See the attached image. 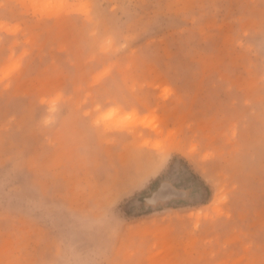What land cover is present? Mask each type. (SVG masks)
Wrapping results in <instances>:
<instances>
[{"label": "rangeland", "instance_id": "374dc122", "mask_svg": "<svg viewBox=\"0 0 264 264\" xmlns=\"http://www.w3.org/2000/svg\"><path fill=\"white\" fill-rule=\"evenodd\" d=\"M0 264H264V0H0Z\"/></svg>", "mask_w": 264, "mask_h": 264}]
</instances>
